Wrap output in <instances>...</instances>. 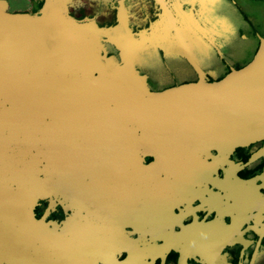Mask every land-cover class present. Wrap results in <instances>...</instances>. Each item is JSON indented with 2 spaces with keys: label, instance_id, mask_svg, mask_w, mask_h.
I'll return each instance as SVG.
<instances>
[{
  "label": "water",
  "instance_id": "water-1",
  "mask_svg": "<svg viewBox=\"0 0 264 264\" xmlns=\"http://www.w3.org/2000/svg\"><path fill=\"white\" fill-rule=\"evenodd\" d=\"M69 2L44 0L39 13L9 12L0 3V264H20L36 230L67 245L65 229L73 218L80 222L92 213L88 208L102 209L93 197L91 202L74 192L86 185L82 172L96 170V188L117 181L121 165L162 169L153 134L155 124L166 120L152 113L159 115L166 96L186 89L208 93L196 116L210 121L216 137L185 138L173 147L196 157L194 165L208 167L203 157L211 150L228 155L264 139V37L248 63L228 66L219 80L208 81L200 64L184 55L197 80L153 91L146 81L151 64L116 40L115 27L69 16ZM125 31L134 40L128 24ZM150 100L158 105L150 109ZM181 123L193 132L200 124L192 118ZM146 156L152 161L145 163ZM44 200L47 210L37 219L35 209ZM57 204L69 216L61 224L46 222Z\"/></svg>",
  "mask_w": 264,
  "mask_h": 264
},
{
  "label": "flooded vegetation",
  "instance_id": "flooded-vegetation-1",
  "mask_svg": "<svg viewBox=\"0 0 264 264\" xmlns=\"http://www.w3.org/2000/svg\"><path fill=\"white\" fill-rule=\"evenodd\" d=\"M119 1L114 17H106L101 26L108 28L119 24ZM122 2L134 39L141 32L142 36L143 33L147 35L141 45L143 55L151 59L149 52H153L151 43L155 45V39L161 37L160 43L165 44V35V39L170 41L174 52L169 51L166 56V51L157 42L160 47L157 46L159 50L155 52L154 62L157 60L148 69L149 77H155L160 71L165 74L162 78L165 83L171 82L174 72L192 79L195 75V81L198 74L184 59L162 7L170 12L172 24L178 27L189 53L199 64L210 62L214 55H219L214 41L220 40L210 34L205 21L215 33L224 34L221 42L225 44L232 43L236 35L241 42L251 41V52L256 44L258 47L259 39L264 37V0H130L132 13L125 6V0ZM158 27L163 30L161 36ZM210 39L214 45L208 44ZM218 58L224 60L220 56ZM181 65L189 69L186 71ZM208 155L203 157L208 167L200 164L202 169L207 170V175L202 182L197 176L192 182L195 184L191 186L189 183L187 189L192 190L184 191L185 187L175 191V185L166 187L170 189L167 190L169 196L182 194L180 200L177 199L179 202L159 215L137 211L128 219L122 230L131 247L117 251L113 264L125 261V264H264V139L238 147L228 155L216 150H211ZM151 161L152 157H144L145 163ZM213 163L220 164L213 168ZM166 175L167 171L161 172L164 185L168 182ZM146 202L149 205V201ZM151 209L148 206V210ZM104 213L106 220L110 221V213ZM68 216L65 214L57 220L61 222ZM111 216L112 220L116 217ZM98 264L110 263L102 261Z\"/></svg>",
  "mask_w": 264,
  "mask_h": 264
},
{
  "label": "bare ground",
  "instance_id": "bare-ground-1",
  "mask_svg": "<svg viewBox=\"0 0 264 264\" xmlns=\"http://www.w3.org/2000/svg\"><path fill=\"white\" fill-rule=\"evenodd\" d=\"M2 1L0 0V3L5 4L3 3L4 1ZM162 8H164V12L169 21L168 23L175 34L179 48L183 51L189 61L192 62V64H194V62L199 63L194 60L189 53L187 45L178 27L173 25L174 23L172 24L170 12L167 8ZM120 19L124 32H126L125 26L128 24V20L124 8L121 9ZM208 30L210 31V34L216 38V40H221L225 37L224 34L223 36H220L219 33H215L213 28ZM160 32L161 31H159V33ZM201 35H203V37L205 36L203 33H201ZM116 40L119 42L118 39ZM164 41L166 42L163 44V49L166 51V56H168V52H174V49L171 48L170 41L165 39V35ZM209 41H212V39ZM124 44V47L128 50V52L131 51V54L136 53L137 56V49L141 50L137 47V45H142L143 43H136V40L134 43V40L127 35L126 42H124ZM214 46L217 48L216 45ZM142 49L144 50V48ZM149 53L152 55V50ZM207 95V92L200 89H195L193 92L186 89V91H181L178 95L175 94L166 96L165 100H163L164 102L159 105L161 108L158 113L159 115L152 113L156 119L160 116L166 120L165 122L160 121V125L155 124L158 131L153 134V136H155L154 139L156 140H154V149L158 151L157 155L159 164L157 165H160L162 168L158 171L168 172V175H166L168 178L166 185L161 182L162 176L159 175L158 172L152 173L150 170L141 171L136 167L135 169H132L130 166L125 167L124 165H121L115 175V177L118 176L117 181L100 182V185L95 188V186L92 185L95 181L94 177H96L97 174L96 170L90 169L84 171V173L82 172L81 179L86 185H84L81 189L75 188L74 192H76V195L79 197L91 202V198L93 197V200L102 207V210H107L110 213V221H108L105 225H99L92 222L86 226L75 225L70 227L67 230L70 231L68 232L69 234L64 236V238L67 239V245L61 244V240H56L55 237L50 236L42 230H36L35 236L30 238L28 241L29 243L23 246V248L26 247L27 250H25L24 256L21 257L22 259L20 264L34 262L39 264H93L92 261L95 260H103L113 264L114 253L122 248L128 249L131 247V242L128 241L122 230L129 218H131L137 211H144L150 215H159L165 212L172 205L176 204V202H179V198L182 196V194H178L177 197L175 195L173 197L169 196L170 194L168 195L167 193V190H170L169 188H172V186L175 185L177 187L175 191L185 187L186 189L184 191H190L193 188L187 189L189 183L191 186L195 184L192 182L196 180L197 176L198 179H200L199 182H202V180L206 177L207 170L202 169L200 164V166L198 164L194 165L196 163L195 161L190 162V160L196 159L194 156L186 157V155L180 154L179 152L175 153L173 147L178 144V141L180 143L177 147L180 146L181 143L183 144L182 140L185 138L193 139V136L195 135L194 133L196 132H193L192 128H186V126L181 123L186 120L188 121L191 118L200 123L197 127H195V130L198 129L201 133L200 135L196 133L194 137L210 138L214 137L216 134L215 132H210L208 127L212 124L210 121L204 119L206 117H202L200 119L196 116V113L200 108L199 106L196 107V105L202 102L204 97ZM107 96L108 93H106V97ZM162 99H164L163 96ZM155 102L156 101L154 100L147 104L150 109H152V106L158 105ZM132 106L135 108L134 105ZM177 106L182 107L176 108ZM168 107H170V110H166ZM200 120L204 122L201 123ZM170 135L175 137L170 138ZM162 138H164L166 142L164 145L161 144ZM168 176L171 177V181ZM168 185H170L169 188H166ZM135 199L136 201H139L140 205L135 202ZM146 201H149V205ZM74 202H77L76 197L74 198ZM148 206L152 209L148 210ZM129 212H131L130 215ZM111 215H115L116 217L112 220ZM30 228L31 227L27 224V231ZM73 229L75 230L73 231ZM125 262L127 263V261ZM125 262L121 264H125Z\"/></svg>",
  "mask_w": 264,
  "mask_h": 264
},
{
  "label": "rangeland",
  "instance_id": "rangeland-1",
  "mask_svg": "<svg viewBox=\"0 0 264 264\" xmlns=\"http://www.w3.org/2000/svg\"><path fill=\"white\" fill-rule=\"evenodd\" d=\"M3 1H2L3 3H6L7 10L9 12H20V13H39V11L41 9V5L44 2V0H3ZM69 1L70 2L67 4L68 5L67 11H68L69 16L73 17L76 20H82V21H84L86 19H91L94 22H96L98 25L101 26L102 22L104 21V19L106 17L111 18V19L114 17V9L117 7V2L119 0H69ZM128 1H130V0H125L124 4L130 10L132 7L129 5ZM119 2H120V8H119V14H118L119 15V24L115 27V29H113V31L115 33L118 31L115 38L118 39L119 42L123 43L126 41L127 35L124 32V29H123V26L121 23V19H120L121 9L123 8V6H122L123 2H122V0ZM131 13H132V9H131ZM126 16H127V13H126ZM233 18H235L236 20L239 21V19L236 16H233ZM127 20H128V17H127ZM205 23L208 24L211 29L213 28L210 26V24L207 21H205ZM233 25H234V21H233ZM237 26L235 28V31H237ZM103 27H105V26H103ZM158 29H159L158 31H161L159 33L161 36V33L163 30L160 28H158ZM145 36H147V35H144V33H143V36H142V32H141V34L139 33V37L134 39V43H135V40H136V43H143ZM237 37H238V35H236V37H235L236 39L232 43H228V44L221 42V40L220 41H214L215 42L214 44L217 47L215 49V51L219 53V55H217V56L224 58V60H221L220 58L215 57V55H214L210 62L203 61L200 64L205 75L207 74L206 78L208 79V81L219 80L221 78L222 74L225 73V71H221V70H225L224 67L227 68L228 66H231L233 68H236L234 65L236 63L241 62L246 57V54L250 50L252 43H251V41H246V42L242 41L241 42L237 39ZM160 38H159V40L158 39H156V40H157V42H159L161 47L158 44H156V42H155V45L153 43H151L152 47L154 48L153 49L154 53L152 52V55L153 54L154 55L150 56L152 61H151V59L148 58L149 56L143 55L142 50H139L136 48L138 51L137 52L138 59L141 58V61L143 59V61L141 62L142 64H144L143 62H148V64H154L155 63L154 59H155V55H156L155 52H157L159 50L158 48L160 47L164 51L163 43L162 44L160 43ZM157 46H158V48H157ZM137 47L140 49L142 48V46L140 44H138ZM221 61H222V63H221ZM146 66H147V64H146ZM181 66H182L181 68H185L186 71L189 69V67L186 65H181ZM221 72H222V74L220 75ZM147 75H148V77L146 78L147 84L150 87V89L153 91H158V90H162V89H166L168 87H171L172 82L175 84H181V83H187V82H194L195 81V75H193V79H192L191 77H188L187 75L183 76L180 72L178 74L176 72H174V74L172 73V77L170 78L172 80L169 83H165L162 81V78H165V74H163L161 71H160V73L156 74L155 77L154 76L149 77L150 74H147ZM160 75H161V77H160ZM150 78H152V79H150ZM148 79H150V84L148 82ZM158 84H159V87H158ZM172 86H173V84H172ZM161 172L162 171H158V174L161 175ZM47 207H48V205L46 203L45 210L42 212L41 216H39L40 218L42 217V215L47 210ZM48 217L49 216H47V217L45 216V218H44V220L46 222L61 224V222L59 220L49 219ZM73 219L75 220V218H73ZM76 219H77V217H76Z\"/></svg>",
  "mask_w": 264,
  "mask_h": 264
},
{
  "label": "trees",
  "instance_id": "trees-1",
  "mask_svg": "<svg viewBox=\"0 0 264 264\" xmlns=\"http://www.w3.org/2000/svg\"><path fill=\"white\" fill-rule=\"evenodd\" d=\"M257 42H255V44H256ZM254 48V51L253 52H251V50L250 51H248L247 52V54H246V57L244 58V60H242L241 62H239V63H236L234 66L236 67V68H240L243 64L245 65L246 63H248L249 62V60L252 58V56H253V53L255 52V50H256V48H257V44L253 47ZM225 73L224 74H222V76L221 77H223L224 75H226L228 72H229V70H228V67L227 68H225ZM177 85V84H176ZM197 132L196 133H198L199 132V130L197 129L196 130ZM199 133H201V132H199ZM209 134V133H208ZM179 139V138H178ZM196 158V157H195ZM74 199V198H73ZM67 200H68V198H67ZM71 201V204H76V202H74V200H70ZM46 203H47V201L46 200H44V201H39V204H38V206L36 207V209H35V215H36V218L37 219H39L40 217L39 216H41V214H42V212L45 210V207H46ZM86 205V204H85ZM78 206H81V205H78ZM85 208H88L87 206H85ZM83 209V208H82ZM88 209H91V210H89V211H91L92 213H86V215H84V217L81 219V221L79 222V220L78 221H76V220H74V221H72V222H70L69 224V226L70 227H72V226H75V225H83V226H86V225H89L90 223H92V222H96V223H99V224H101V225H105V224H107L108 223V220H106V214L104 213L106 210H102V209H97V207H90V208H88ZM64 212H63V210H62V208H61V206L60 205H56L55 207H54V209L49 213V219H60V218H63L64 217ZM111 218V217H110ZM62 220V219H61ZM68 226V228L67 229H65V230H68L70 227Z\"/></svg>",
  "mask_w": 264,
  "mask_h": 264
}]
</instances>
